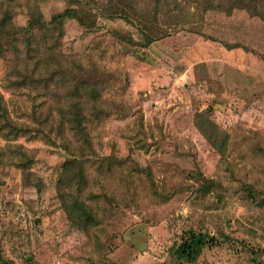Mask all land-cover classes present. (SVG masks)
Masks as SVG:
<instances>
[{
  "label": "rangeland",
  "instance_id": "obj_1",
  "mask_svg": "<svg viewBox=\"0 0 264 264\" xmlns=\"http://www.w3.org/2000/svg\"><path fill=\"white\" fill-rule=\"evenodd\" d=\"M104 6L0 0L23 30L0 54V264H264V16L184 0L142 46ZM34 59L58 71L47 89L16 83ZM73 103L82 132L61 116ZM196 233L214 243L178 260Z\"/></svg>",
  "mask_w": 264,
  "mask_h": 264
},
{
  "label": "trees",
  "instance_id": "obj_2",
  "mask_svg": "<svg viewBox=\"0 0 264 264\" xmlns=\"http://www.w3.org/2000/svg\"><path fill=\"white\" fill-rule=\"evenodd\" d=\"M154 3L152 4L153 10V18H147V16L144 15L143 12H139V14L136 12L135 4L136 2L134 0H105V6L104 9L107 12L106 17H118L123 19L126 23H132V25H135L137 27V32L140 37V44L142 46L148 45L159 38H161L164 35L170 34L172 31H175L177 27H170L169 29L161 28L159 29L156 27V22L158 20V15L162 14L167 17H170L171 19L177 20V16L175 12H179L181 10V5L184 0H152ZM195 5L202 6L203 11H207L210 9H219L223 11H231L235 8H241L245 9L249 14L251 15H258V16H264L263 12L259 8V2L257 0H191ZM191 7V8H194ZM189 16H193L192 9L188 8L186 11ZM143 15L141 16V14ZM74 14L73 12L64 11L61 13H58L54 15L48 22L51 24L55 23H61L62 20L67 16H72ZM75 16V15H74ZM46 21L41 22L39 25V28L42 30L44 29V26L49 23H45ZM138 22V23H137ZM177 26V22L174 23ZM28 31L34 30L35 26L31 24L30 22L27 24ZM23 30L17 29L16 27L12 26L9 21V17L4 14L0 18V54L3 53V51L6 49V46L11 43L14 44V47H16V35L18 33H21ZM30 36L27 37L26 42V48L27 52L31 54H35L38 51L41 50L40 44L41 42L36 43L33 42L34 46H32V40H30ZM8 41V42H7ZM128 42H133L132 38L128 40ZM46 58L49 61H54L56 58V55L52 52L51 49H47ZM34 58V56L32 57ZM46 60V61H47ZM41 63L39 59H34V65L29 70V72H24L23 74L19 75V77L16 79L17 84H23L26 87L35 85L37 86L39 81L43 82V87L45 89L48 88L49 82L51 80L53 81L55 76L58 75V71L56 68L48 69L46 68V73H40L38 71V68L42 66V64H46L47 62ZM78 85H75V89ZM74 104L72 106L71 113L68 112V110L62 114V117H66L65 120L69 128L73 131L77 130L78 132H82V124H81V117L79 113L73 111ZM0 116H3L5 121L4 123L11 127V122L7 116V113L5 111V108L3 107V97L0 94ZM64 121V122H65ZM4 125V126H6ZM24 162V161H23ZM75 163L74 159L66 160L63 163L64 171L69 167V165H72ZM25 164V163H22ZM61 183V182H60ZM84 209V208H82ZM85 210V209H84ZM71 213V212H70ZM213 237L203 234H192L189 238H184L183 241L178 243V245H174V256L178 260H184L187 262H194L198 256L201 254L202 249L207 245L213 244Z\"/></svg>",
  "mask_w": 264,
  "mask_h": 264
}]
</instances>
